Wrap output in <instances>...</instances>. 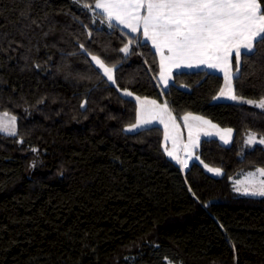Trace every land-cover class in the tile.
I'll list each match as a JSON object with an SVG mask.
<instances>
[{"label":"trees","instance_id":"trees-1","mask_svg":"<svg viewBox=\"0 0 264 264\" xmlns=\"http://www.w3.org/2000/svg\"><path fill=\"white\" fill-rule=\"evenodd\" d=\"M95 2L0 0V111L17 125L0 132V264H264V197L233 182L264 168V145L246 143L264 138V109L215 100L224 77L206 68L162 89L151 43L82 6ZM92 55L115 66V84ZM233 82L264 98V44L242 52ZM125 90L230 127L232 140L202 138L184 171L162 126L126 131L137 101Z\"/></svg>","mask_w":264,"mask_h":264},{"label":"snow or ice","instance_id":"snow-or-ice-1","mask_svg":"<svg viewBox=\"0 0 264 264\" xmlns=\"http://www.w3.org/2000/svg\"><path fill=\"white\" fill-rule=\"evenodd\" d=\"M77 2L79 3L80 0ZM82 6L89 10L93 8V5L87 3ZM94 8L102 11L109 27L113 26L112 21L115 20L117 24L123 25L132 33L142 28L145 40L151 41L160 56L159 78L165 87L172 78L174 68H198L204 65L207 68L220 69L224 72L226 90L222 89L220 96H227L231 100H242L241 97L235 95L233 89L231 57L234 53L236 72H239L241 49L250 53L255 44H264V4L261 0H96ZM131 43L132 40H129L120 51L127 55ZM91 58L102 71L103 76L115 84V66H108L96 55H92ZM124 95L132 96L133 93L125 90ZM136 101L139 105L136 122L126 131H132L152 123L154 119H159V122L164 125V139L167 142L170 132L169 123L164 119L165 114L172 121L173 131L178 129L167 102L161 105L155 100H141L140 97H136ZM243 102L255 104L264 109V99ZM183 119L188 128L189 144L192 147L197 146L199 142L198 135L195 139L193 138L194 129L197 132L201 129L189 123L190 120L199 121L212 128L217 127L211 121L191 114L185 115ZM0 131L16 135L15 117L11 119V127L0 123ZM217 134L224 143H229L231 129L224 130L223 134ZM256 142L264 144V138L257 141L253 134H249L246 143ZM33 151L36 150L33 149ZM165 152L182 167L188 166L187 160L176 156L174 151L165 147ZM191 155L189 151V158ZM205 167L209 172L216 175L221 174L219 168H211L207 165ZM256 171L264 177V168ZM234 190L243 195L264 197V179L258 182L251 181L244 187L234 185Z\"/></svg>","mask_w":264,"mask_h":264},{"label":"rangeland","instance_id":"rangeland-1","mask_svg":"<svg viewBox=\"0 0 264 264\" xmlns=\"http://www.w3.org/2000/svg\"><path fill=\"white\" fill-rule=\"evenodd\" d=\"M127 29V28H126ZM129 32H130V30L129 29H127ZM130 33H132V32H130ZM132 34H135V35H138V36H140L141 37V39L143 40V41H146L145 40V38H144V36H143V31H142V28H141V30L140 31H138V32H136V33H132ZM148 42H150L151 43V41H148ZM151 45H152V43H151ZM154 48V47H153ZM129 49H130V45H129ZM155 49V48H154ZM243 51H246V50H244V49H241V53L243 52ZM159 55V54H158ZM165 55H167V52H165ZM99 57V56H98ZM159 58H160V56H159ZM234 60H235V58L233 57V55H232V57H231V62H232V70H233V77H234V75H236V73L237 72H235V74H234ZM94 62V61H93ZM94 64H95V62H94ZM107 64V63H106ZM108 65V64H107ZM108 66H110V65H108ZM111 67V66H110ZM204 68H206V69H208V70H210V71H214L215 69H211V68H207L206 66H204V65H201L200 67H198V68H179V69H177V68H174L173 70H172V73H174V72H176V71H181V70H185V69H192V70H194V69H204ZM218 70H220V69H218ZM221 71V70H220ZM221 73H223L222 75H223V77H224V72L223 71H221ZM114 77H115V69H114ZM158 81H159V85H160V87L163 89V88H167L168 86H169V84L170 83H168V86L167 87H165L164 86V84L162 83V81L160 80V78H159V76H158ZM170 81V80H169ZM111 84H113L111 81H109ZM232 85H233V89H234V82H233V80H232ZM222 89H224V90H226V87H225V79H224V81H223V86H222ZM221 89V90H222ZM126 91H129V90H126ZM125 92V91H124ZM129 92H131V91H129ZM221 92V91H220ZM235 92V91H234ZM236 95V94H235ZM126 96V95H125ZM238 96V95H237ZM129 97H132V98H134V99H136V97H140V96H138V95H136V94H134L133 93V95L132 96H129ZM238 97H241V96H238ZM141 98V100H145V99H147V100H155L158 104H164V102L163 101H158L157 99H155V98H151V97H140ZM242 98V97H241ZM218 99L219 100H227V101H235V102H240V101H244V100H251V99H245V98H242V100H231V99H229L227 96H220V93L218 94ZM262 99H264V98H262ZM261 100V99H260ZM253 101H259V100H253ZM138 107H139V105L137 104V109H138ZM168 108H169V111L171 112V116L172 117H174V119H175V124L176 125H178V129H176L175 131H173V128H172V121L168 118V116H167V114H165L164 115V119H165V121L166 122H168L169 123V132H170V135H169V139L167 140V142L165 141V139H164V146L165 147H167L168 148V150H171V151H174V153H175V155L176 156H178V157H180L181 159H184V157H183V152H189V151H191V153H193V151H194V148L195 147H192L190 144H189V133H188V128L185 126V121H184V119H183V117L185 116V115H183V116H181V117H177L173 112H172V110L170 109V107L168 106ZM172 114H174V115H172ZM192 116H195V115H197V114H191ZM197 116H199V117H202L204 120H208V121H211V120H209L208 118H206V117H203V116H200V115H197ZM12 117H14L13 115H11L10 113H7V112H1L0 111V123H3V124H5V125H8L9 127H11V119H12ZM177 117V118H176ZM189 123H192V124H194L195 126H197L199 129H201L200 131H196L195 129H194V132H193V138L195 139V137L198 135H202V134H204V135H207V134H205V133H210V135L209 136H213V137H217V138H220V135L219 134H217V133H220V134H223V132H224V130H227V129H231V130H233L232 128H230V127H221V126H219L218 124H216V123H214L213 121H211V123L212 124H215L217 127H216V131H211V128H210V126H208V125H203V124H201L199 121H189ZM135 124V123H134ZM152 125H160V126H162L163 127V129H164V125L163 124H161L160 122H159V119H154L153 121H152V123H150V124H146V125H143V126H141L140 128H137V129H133L132 131H127V132H136V131H138V130H140V129H142V128H145V127H148V126H152ZM130 126V125H129ZM129 126H127L126 127V129L129 127ZM16 127H17V125H16V119H15V131H16ZM164 131H165V129H164ZM186 131V132H185ZM0 132H3V131H0ZM6 133V132H5ZM251 134H253V133H251ZM255 137H256V140L257 141H259L260 139H262L263 137H258L256 134H253ZM249 136V135H248ZM247 139H248V137H247ZM221 141H223V140H221ZM230 141H231V138H230V140H229V143H230ZM224 144H226V143H224ZM228 144V143H227ZM253 144H260V143H258V142H256V143H253ZM264 145V144H263ZM187 146V147H186ZM175 163H177V161L176 160H174L172 157H170ZM193 160V158H189L188 160H187V163L189 164L191 161ZM201 162V161H200ZM179 166H181L179 163H177ZM182 167V166H181ZM188 167V166H187ZM186 167V168H187ZM208 167H210V166H208ZM186 168H184L183 167V170L185 171L186 170ZM211 168H213V167H211ZM207 170H208V168H206ZM220 169V168H219ZM257 169H261V167H258V168H256V169H254V170H252V171H249V172H247V173H245V174H243L242 176H240V177H237V178H233V182H234V185H238V186H240V187H244V186H246L249 182H251V181H255V182H258L259 180H261V179H264V177H261L260 175H259V173H257ZM209 172V171H208ZM212 175H214V176H220L221 174H222V170H221V174L220 175H216L215 173H213V172H210ZM250 174H255V175H250ZM237 192V191H236ZM237 193H239V194H242V193H240V192H237ZM243 195V194H242ZM249 196H251V195H249Z\"/></svg>","mask_w":264,"mask_h":264},{"label":"crops","instance_id":"crops-1","mask_svg":"<svg viewBox=\"0 0 264 264\" xmlns=\"http://www.w3.org/2000/svg\"><path fill=\"white\" fill-rule=\"evenodd\" d=\"M93 10L96 12V14H99L100 16H102V19H103L106 23H108L107 19L105 18L104 14L102 13L101 10H99V9H95V8H94V5H93ZM112 24H117V22H116L115 20H113V21H112ZM117 25H119V24H117ZM119 26H121L122 28L126 29L123 25H119ZM126 30H127V29H126ZM127 31H128V30H127ZM233 57L235 58V54H234V53H233ZM185 70H192V69H185ZM214 72H217V73L223 74V73H221V71L218 70V69H215ZM235 72H236V71H234V74H235ZM234 76H235V75H234ZM172 78H173V73H172ZM172 78L170 79L169 83H171ZM163 89H165V88H163ZM215 100L220 101V100L218 99V95L216 96ZM163 102L165 103L166 101H163ZM167 105H168V103H167ZM168 106H169V105H168ZM172 115H174V114H172ZM186 115H188V114H186ZM197 115H198V114H197ZM197 115H195V116H197ZM174 116H175V115H174ZM200 116H201V115H200ZM176 118H177V117H176ZM214 125H215V124H214ZM210 128H211V131H216V128H212V127H210ZM185 132H186V131H185ZM233 132H234V131L231 130V136H230L231 140H232ZM205 134H206V133H205ZM209 135H210V134H207V135H204V134L199 135V142H198V145L195 146L194 151H193V153H192V155H191V158H193L192 161H198V162L201 161L199 155L196 153V150L199 148V145H200V142H201L202 138H211V137H213V136H209ZM214 138H215V137H214ZM216 138H217V137H216ZM218 139L221 141L220 138H218ZM221 142L224 143V141H221ZM230 142H231V141H230ZM228 144H229V143H228ZM182 155H183L184 159H186V160L189 159V156H188V153H187V152H183ZM197 157H198V159H197ZM192 161H191V162H192ZM180 167H181V166H180ZM181 168L183 169V167H181Z\"/></svg>","mask_w":264,"mask_h":264}]
</instances>
